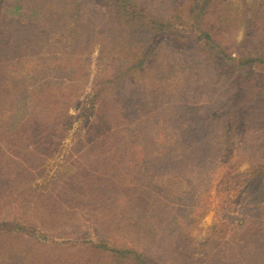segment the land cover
<instances>
[{
  "label": "rangeland",
  "instance_id": "rangeland-1",
  "mask_svg": "<svg viewBox=\"0 0 264 264\" xmlns=\"http://www.w3.org/2000/svg\"><path fill=\"white\" fill-rule=\"evenodd\" d=\"M15 1L4 0V6ZM136 1L164 19L183 0ZM251 1L225 0L228 9L214 27L222 47L242 41L241 13ZM38 2L55 16L42 18L37 49L8 68L15 73L12 84L26 83L8 94L0 89V100L8 96L13 103L0 101V130L6 128L0 134V226H28L39 240L66 243L58 253H72L70 259L83 257L82 244L106 241L156 264H171L174 251L195 253L190 264H211L216 253L227 264H264V250L251 257L252 241L264 233V181L253 183L247 171L264 162V105L232 102L248 123H231V131L223 118L208 119L230 101L233 76L223 75L230 62L216 66L179 51L172 40L149 66L106 85L113 71L121 77L131 67L124 60L131 59L129 51L116 57L121 51L112 39L123 32L108 1ZM188 24L176 26V34L195 40L198 32ZM256 70L253 84H240L245 96L258 91V99L264 70ZM45 82L55 98L45 94L32 103L33 91ZM192 153L203 164L185 173L178 161L187 159L179 156ZM210 158L221 165L209 164ZM6 232H0V264H12L6 261L15 254L43 256L33 237ZM59 254L54 258L62 261Z\"/></svg>",
  "mask_w": 264,
  "mask_h": 264
},
{
  "label": "trees",
  "instance_id": "trees-1",
  "mask_svg": "<svg viewBox=\"0 0 264 264\" xmlns=\"http://www.w3.org/2000/svg\"><path fill=\"white\" fill-rule=\"evenodd\" d=\"M35 1L36 2L16 0L12 5L4 6V0H0V89L5 90L6 94L10 93L9 91L12 92V90L16 91L22 88L26 83V81L20 80L12 84L15 73L8 68H11L15 62L23 61L22 58L27 57L30 52H33L32 50L36 46L35 44L39 41L37 34L45 14L49 17L55 16V14H47L44 11V4L39 3V0ZM105 1H108L109 6L113 8L114 15L118 18L121 32H123V37L119 35L118 38L112 39L115 47L114 50L121 51V54H116V57L122 58V56H125L122 55L123 49L126 53L129 51L130 56L126 55V57H131V59L123 57L125 58L124 60L128 61L127 65L129 64L131 67L123 73L121 72V77L119 76V71H113L114 74L111 76L112 78L105 83L106 85L111 83L112 80H119V78H122L131 71L138 72L146 66H149L152 60H156L157 56L171 44L170 42L175 40L178 42L177 46L181 52H186L193 56H203L208 62L210 61L216 66L221 64L222 67H225L226 64H228L227 62H230L231 70L226 69L223 73V75L226 76H233L234 82H232L230 89L227 90L228 93H226V97L229 96L230 101L220 106L217 112L208 118L209 120H221L223 118L225 123L224 127L231 131L234 129L231 123H238V125L241 126L244 123L245 125L248 123V117H246L244 109H234L230 106L232 102L236 101V103L244 105L254 100L255 105L260 107L264 105V96L263 98L259 97L257 99V97L260 96L258 91L250 96H245L243 89L241 90L242 86L240 84L241 82L247 85L249 82L253 84L251 81L252 77L257 72L256 69L264 70V0H252L251 3H244L245 9L241 13L242 17L245 19L244 37L240 43H235V46L232 47H222L214 31V27L221 19L225 9H228L225 0H191L192 5L189 8L186 7L185 0H183L182 3L177 1L169 11L170 15L166 16L164 19L148 15L146 9L141 4H138L136 0ZM53 6H55V4H53ZM186 10H188V13H184ZM188 23L191 24L192 30L198 32V38L195 40H193L191 34L190 36L176 34V26H186L189 25ZM124 30L127 31V34H124ZM129 37L131 38L129 39ZM124 38H128L129 41ZM131 39L136 40V42L134 43ZM35 48L37 49V47ZM232 55H235V57L233 58ZM10 60L12 63L8 64L11 62ZM37 76L38 75L35 73V76L32 78ZM49 83L50 82L41 83V85L37 87L38 90L33 91L32 103L36 102V99L41 100L45 94L47 98H55V90L49 87ZM260 90L263 91L264 89L260 88ZM100 92L101 91H99V93ZM99 93L97 95H99ZM2 100L5 102L4 105L8 107L13 105L8 96L7 98H2L0 101ZM222 111L225 113L222 114ZM6 112L11 113L12 111L7 109ZM261 112L264 114V109ZM31 115L30 117L33 121L34 117H36L34 108L33 114L31 113ZM248 116L251 117L250 114ZM4 129L0 130V134L2 133L1 136L4 135L2 132ZM196 148L195 146L192 147L195 151ZM220 151H222V149H220ZM186 156L189 157V159ZM180 157L187 159L184 163L181 162L182 160L178 161V167L181 166L185 173H191L189 165H197V163L203 164V159L196 157L194 153L185 156L181 155L179 158ZM208 162L209 164L215 163L216 167L221 165V161L215 160V158ZM247 171L253 176V178L250 179L251 181L253 180V183L264 181V162L258 161L256 166L250 167ZM261 205L264 208V200ZM122 209L123 208H121V211ZM130 228L133 230L136 229L135 227ZM2 231H7V235L33 237L36 239V244L39 243L41 248L44 249L43 256L41 257L15 254V258L6 261L12 262V264H53L54 262H58V264H77L83 260H86L88 264L91 261L100 264L96 260L102 263L105 258L109 259L108 264H156L144 254L129 248L109 246L106 241L85 243V245L82 244L83 250L78 253L80 257H83L78 259V261L77 259H70L72 253H58V250H62L63 247L67 246L66 243H57L54 241L48 243L46 240H39L31 235V232L34 230L28 226L23 227V225L20 224H4L0 226V232ZM183 234V237L186 238V231H183ZM211 241H213L211 236H208L205 243L209 244ZM263 241L264 233L260 232L256 239L252 241L253 243L250 242L255 249V251L251 253V257L260 258L262 256L261 251L264 250ZM232 242L233 241H231V243L228 242V244L225 245H231ZM205 243H200L198 246H203ZM58 254L64 256L62 261L60 260L62 258L60 256L54 258V255ZM194 257L195 253L193 252L187 254L185 252L181 253L180 251H174L169 258H172L171 264H190ZM209 261L211 264H227L228 262L226 256L223 258L222 255L217 253L210 255Z\"/></svg>",
  "mask_w": 264,
  "mask_h": 264
}]
</instances>
